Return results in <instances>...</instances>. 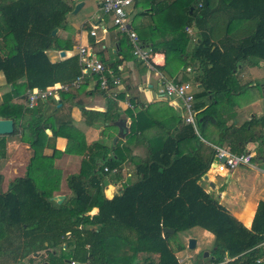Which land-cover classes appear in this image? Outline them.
<instances>
[{
    "label": "trees",
    "instance_id": "trees-1",
    "mask_svg": "<svg viewBox=\"0 0 264 264\" xmlns=\"http://www.w3.org/2000/svg\"><path fill=\"white\" fill-rule=\"evenodd\" d=\"M66 1L0 0V73L13 87L14 95L23 94L24 88L46 90L79 76L78 56L51 63L46 55L49 50L69 49L61 47L52 35L53 30L65 28L66 16L73 10L72 2ZM144 6L151 7L153 15L162 16L154 18L149 31L131 30L150 48L151 55L163 49L165 64L154 66L155 70L169 78L187 68L200 72V99L228 98L238 66L252 60L264 62V0H172L163 4L146 0ZM105 16L112 22L111 16ZM191 27L196 38L188 50L192 39L187 30ZM154 34H169L170 38L158 44ZM125 41L129 45L126 52L133 55L128 37ZM168 80L187 83L186 77ZM97 81L99 87L98 76ZM108 84H112L111 78ZM114 106L110 102L103 116L118 119L112 113ZM229 107L224 104L212 114L206 110L197 114L199 137L207 125H214L219 132L218 144L226 143L234 155L245 152L249 139L263 149L264 117L234 128V124L227 125L226 117L235 118ZM18 113L0 108L3 119L18 118ZM139 122L136 119L133 123L126 144L118 142L110 149L93 145L96 152H89L88 159L82 161L81 172L67 179L71 197L59 205L30 175L15 179L3 193L0 175V228L6 233L0 237V264H19L41 252L46 253L41 264H181L176 253L186 246L176 237L193 228L214 237L209 264H221L225 259L231 260L227 264H264V260L257 262L264 256L259 247L264 242V202H259L251 228L243 227L200 183L215 161L216 151L210 149L202 156V142L192 128L186 135L166 130L163 137L144 140V144L137 135ZM256 126L261 127L259 137L253 134ZM34 127L32 147L43 131L39 125ZM185 139H193L195 148L182 154L180 142ZM135 140L145 145L144 156H129L127 145ZM3 149L1 140L0 156ZM109 152L114 157L108 158ZM97 158L102 159L100 166ZM127 160L137 180L112 199L104 198L99 172H118ZM93 208L97 214L92 217L88 214ZM164 229L173 233H164ZM126 249L129 256L121 253Z\"/></svg>",
    "mask_w": 264,
    "mask_h": 264
},
{
    "label": "crops",
    "instance_id": "crops-1",
    "mask_svg": "<svg viewBox=\"0 0 264 264\" xmlns=\"http://www.w3.org/2000/svg\"><path fill=\"white\" fill-rule=\"evenodd\" d=\"M68 1L72 2L73 10L80 2H83V6L76 14H72L73 10L68 13L65 28L57 29L54 34L59 39V45L69 49L47 51L46 55L49 61L59 63L78 56L79 49L85 47L97 56L96 59L104 64L119 83L108 84V89L103 91L97 86V76L89 73L84 77L79 88L68 91L60 90L55 97L45 102H39L30 108L27 96L31 91L24 88L23 94L14 95L13 87L6 83L3 74L0 73V108L5 107L12 114L19 112L18 118H10L14 123L13 133L0 136V141H4L3 155L0 156L1 190L3 193L8 191L9 185L15 179L30 175L37 187L48 194L49 199L63 196L62 202H64L71 197L67 179L69 176L78 175L81 172L82 161L88 159L89 152H96L93 145L99 143L104 148L110 149L118 142L126 144L136 119L140 120L139 127L141 128L137 135L143 138L144 144L146 143L144 140L163 137L166 130L174 132L176 135H182L179 132L184 135L188 134V130L192 126L184 123L181 103L168 100L160 93L162 78L173 80L187 78L186 82L192 85L195 95L193 107L196 116L204 110L207 114H212L224 104H229V108H232L235 113V118L226 117L228 126L234 124V128H238L245 122L264 117L263 61L252 60L238 66L234 82L231 83L232 93L228 98L218 95L215 99L210 96L200 99L197 96L202 91L199 81L200 72L187 68L184 72L178 71L169 78L165 73L155 70L154 66L162 67L165 64V56L161 51L163 49H157L160 51L151 55L150 64L153 69L146 67L142 62L135 60L129 50L126 52L125 47H129L125 41V39L127 40L126 35L119 33L113 26L110 17L98 12L99 0H96L97 10L93 15L89 19L83 18L82 20L78 16L84 15V11L81 12L84 10L86 2L84 0H67L66 2ZM170 1L172 0H148V3L163 4ZM145 3L146 0H132L130 13L133 12V15L128 18V26L134 31L144 28L149 31L148 26L154 24V18L158 19L162 16V13L157 16L153 15L151 7L146 8ZM98 14L99 18L96 16ZM91 32L95 34L92 36ZM187 33L192 39L188 45V50H190L193 46L192 41L196 38L194 28H189ZM166 35L163 37L160 34H154L156 42L161 44L167 41L170 35ZM61 52L64 53L63 57L60 55ZM63 84H68V82ZM110 102L115 103L112 113L118 115L116 120H112V116L111 119L108 116H103L108 113ZM0 119L3 118L0 117ZM118 121H123L126 124L128 132L123 139L118 138L114 143V139L119 133V128L116 126ZM35 125H39L43 131L38 133L32 147L30 144L35 134ZM253 130L256 137L261 135V127L256 126ZM204 131H207L214 143H208L200 136L202 156L208 155L210 149L215 151L222 149L232 154L226 143L221 146L218 144L217 127L207 125ZM231 132L233 133L234 129H231ZM136 142L135 140L132 144L127 145L129 156L130 154L144 156L145 145L142 141L141 143ZM262 147L263 149H258V143L252 142L250 139L245 143L243 154L252 156L249 166H240L247 169L245 173H249L247 174L249 177L247 184L242 181V176L240 177L237 172L239 167L228 173L219 172L216 170L215 161L200 182L204 189L205 187L208 189L209 186L210 189L208 191L205 189V191L211 194L236 221L247 229L251 228L259 202H264V145ZM194 148L193 139H185L180 142L182 154L190 153ZM107 157H114L113 152L107 153ZM96 162L100 166L102 159L97 158ZM257 162H262V169L257 165ZM128 165L129 161L127 160L120 165L118 172L112 170L111 173L105 175L99 172L102 175L100 187L104 198L110 200L119 195L124 186L130 185L127 184L128 178H134V182L137 180L134 167ZM211 170L223 173L224 175L218 174V177L223 178L226 182L235 178L239 181V185L229 189L228 192L220 191L219 187L215 185L214 178L210 176ZM86 172L87 170H85ZM204 181L207 185L204 184ZM213 191H218V193H213ZM96 214L97 208H93L88 215L93 217ZM201 233L214 239L213 235L207 231L201 229ZM5 235L4 229L0 228V237ZM259 247L263 248L264 252V242ZM176 257L180 263L186 260L183 251L177 252ZM45 258L46 253L41 252L19 264H41ZM262 260H264V256L257 262L260 263ZM229 261L231 260L225 259L224 262L227 264Z\"/></svg>",
    "mask_w": 264,
    "mask_h": 264
},
{
    "label": "built area",
    "instance_id": "built-area-1",
    "mask_svg": "<svg viewBox=\"0 0 264 264\" xmlns=\"http://www.w3.org/2000/svg\"><path fill=\"white\" fill-rule=\"evenodd\" d=\"M132 6V0H99L98 12L103 15L111 16L112 23L119 33H126L129 44L132 48V54L137 59L141 60L145 65H150L151 50L144 46L138 39L135 32L129 28L128 15ZM99 18V14L96 15ZM95 33L91 32L93 36ZM78 61L81 67L80 75L71 83L58 84L52 88L41 90L36 89L28 93L27 103L30 108L36 106L39 102H45L55 95L60 90L68 91L77 89L83 83L84 77L89 73L98 76L99 88L103 91L107 90L108 81L111 78L113 84H118L119 81L113 78V74L108 71L105 66L96 59L95 55L89 52L85 47H81L78 51ZM160 93L168 100L178 101L181 103L184 112V123L192 126L195 134L199 137L196 125V112L193 104L195 95L190 83H174L172 80L162 78ZM200 138V137H199ZM221 158H225L221 162ZM252 161L250 154L234 155L222 149H217L215 154L216 170L219 172L228 173L240 166H249ZM107 171V168L104 169ZM70 264H76L71 262ZM87 264V263H86Z\"/></svg>",
    "mask_w": 264,
    "mask_h": 264
},
{
    "label": "rangeland",
    "instance_id": "rangeland-1",
    "mask_svg": "<svg viewBox=\"0 0 264 264\" xmlns=\"http://www.w3.org/2000/svg\"><path fill=\"white\" fill-rule=\"evenodd\" d=\"M84 1L86 2V5H85L84 10H82V12H81V13H83V11H84V13H83L84 15L78 16V18L80 20H82L83 18L89 19V17L91 15H93V13L97 10V1L96 0H84ZM132 13L133 12L129 13L128 18L132 17V15H133ZM194 41H195V38L192 41V45L194 44ZM201 136L204 138V140L206 142H208V143L213 142L211 140L210 136L208 135L207 131H204V133H202ZM129 165H130V163H129ZM257 165L260 166L261 169L263 168L262 162H257ZM237 172L240 175V177L242 176V181H245V183L247 184L249 182V177L247 176V174H249V173H245V172H247V169H244V167H239V169H237ZM218 174H223V173H218L216 170H211L210 176L212 178H214L215 185L217 187H219L220 191H225V192L227 191L228 192L229 189H232L233 187H236V185H239V181L235 180V178H233L229 182H226L223 178L218 177ZM250 179H251V177H250ZM127 180H128L127 184H131L134 182V178H130V179L128 178ZM204 184L207 185L206 181H204ZM205 189L208 191V189H210V188L208 186V189L206 187H205ZM218 191L217 192L213 191V193H218ZM190 239H193L196 241V247L193 250L187 249L188 248L187 247L188 241ZM176 241L182 242L186 246L185 251H183V256L185 257L186 260L182 261L181 264H209L208 252H210V250L213 248V238H209L206 235H202L201 229L194 228V229H191V230L186 231L184 233H180L177 235ZM121 253L125 256H129L130 250L126 249V250H123V252H121ZM205 254H207V256H205ZM223 264H226V263L224 262Z\"/></svg>",
    "mask_w": 264,
    "mask_h": 264
},
{
    "label": "water",
    "instance_id": "water-1",
    "mask_svg": "<svg viewBox=\"0 0 264 264\" xmlns=\"http://www.w3.org/2000/svg\"><path fill=\"white\" fill-rule=\"evenodd\" d=\"M82 6H83V2L76 4V6L74 7V10L72 11V14H76ZM56 32H57V29L53 30L52 35H54ZM60 55L63 57L64 53L61 52ZM116 126L119 128V133H118V136L114 139V143L116 142V140L118 138L123 139L128 132L127 126L123 121L116 122ZM13 131H14V123L12 120L0 119V136L11 135L13 133ZM220 161L224 162L225 158H221ZM263 161H264V159H263ZM213 166H215V165H213ZM63 200H64L63 196H55L51 199V201L56 203L57 205L61 204ZM163 232L164 233H173V230L172 229H164ZM187 247H188L187 249H189V250L195 249L196 241L193 239H190L188 241ZM205 256H207V254H205Z\"/></svg>",
    "mask_w": 264,
    "mask_h": 264
}]
</instances>
